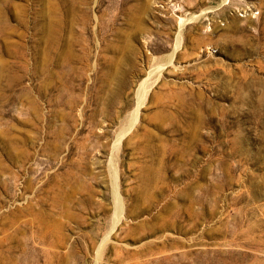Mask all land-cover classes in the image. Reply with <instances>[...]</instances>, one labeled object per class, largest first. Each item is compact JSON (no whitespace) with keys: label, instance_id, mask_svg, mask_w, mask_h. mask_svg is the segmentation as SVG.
I'll return each mask as SVG.
<instances>
[{"label":"rangeland","instance_id":"1","mask_svg":"<svg viewBox=\"0 0 264 264\" xmlns=\"http://www.w3.org/2000/svg\"><path fill=\"white\" fill-rule=\"evenodd\" d=\"M0 264H264V0H0Z\"/></svg>","mask_w":264,"mask_h":264},{"label":"bare ground","instance_id":"2","mask_svg":"<svg viewBox=\"0 0 264 264\" xmlns=\"http://www.w3.org/2000/svg\"><path fill=\"white\" fill-rule=\"evenodd\" d=\"M182 22H183V20L181 21V24H182ZM147 86H145V85H142V87H141V89H140V92H139V102L141 103L142 102V100L144 99V95H146L147 94V92H146V88ZM146 92V93H145ZM144 102V101H143ZM138 109H139V107H138ZM137 111V110H136ZM137 112H134V114H133V117H132V120H131V124H130V127H132V125H133V123L135 122V120H136V118H137ZM134 126V125H133ZM129 127V128H130ZM116 207H117V215L119 216V218L118 219H120L121 217V215H119V211H118V209H119V201H118V196H116ZM120 211H121V209H120ZM122 214V213H121ZM117 217V216H116Z\"/></svg>","mask_w":264,"mask_h":264}]
</instances>
